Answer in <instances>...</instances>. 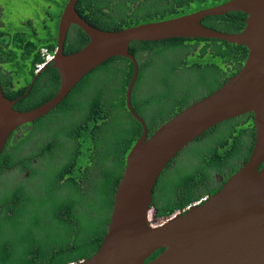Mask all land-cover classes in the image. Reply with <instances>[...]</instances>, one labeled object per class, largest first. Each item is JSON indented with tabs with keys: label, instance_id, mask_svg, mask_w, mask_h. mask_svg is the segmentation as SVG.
Returning <instances> with one entry per match:
<instances>
[{
	"label": "trees",
	"instance_id": "1",
	"mask_svg": "<svg viewBox=\"0 0 264 264\" xmlns=\"http://www.w3.org/2000/svg\"><path fill=\"white\" fill-rule=\"evenodd\" d=\"M145 2H150L146 11L131 10V0H77L74 9L90 26L110 32L137 25L138 18L147 23L154 16L188 4V0ZM63 3L57 4V10ZM55 14L46 12L39 26L42 35L35 25V42L16 40L17 34L0 32V42L3 35L13 37L10 43L14 49L3 50L0 44V89L5 99L16 100L12 106L16 111L44 103L57 89L56 70L39 54L41 49L53 53ZM244 18L241 12H229L205 17L200 24L236 33L242 29ZM38 22L36 19L35 24ZM30 25L25 22L26 29ZM74 28L76 32L65 40L63 54L75 52L87 42L86 36ZM29 48L30 53L35 49L34 53L30 54ZM128 53L138 68L130 104L149 136L160 124L235 74L247 52L243 46L218 40L172 38L132 42ZM156 63V67L163 64L156 85L145 90L147 71ZM41 65L46 66L23 95ZM131 72L125 58L106 60L85 75L52 111L35 120L29 129L30 124L21 126L8 137L14 142L8 148L5 144L0 153V164H5L0 167V177L8 170L20 171L22 166L28 172L21 184L0 189V264H76L96 251L124 157L141 134L140 125L124 105ZM42 119L46 122L37 124ZM246 121L240 116L207 130L193 141L198 145L209 142L206 149H195L170 179H164L161 172L151 195L157 218H166L208 193L213 174L226 178L241 165L250 150L244 135ZM19 133L24 136L16 140ZM39 138L46 140L25 154L27 146ZM161 251H155L146 261Z\"/></svg>",
	"mask_w": 264,
	"mask_h": 264
},
{
	"label": "water",
	"instance_id": "2",
	"mask_svg": "<svg viewBox=\"0 0 264 264\" xmlns=\"http://www.w3.org/2000/svg\"><path fill=\"white\" fill-rule=\"evenodd\" d=\"M76 1L66 0L61 10L55 47L47 63L58 77L53 96L30 110L16 111L12 108L16 100L5 99L0 89L1 153L18 127L52 111L94 68L113 57L131 64L124 105L140 125L141 134L124 157L100 244L76 264H264V0H227L212 8L110 32L82 20L74 9ZM229 12L245 14L239 32H219L200 24L205 17ZM70 25L77 27L87 42L77 51L63 54ZM172 38L218 40L243 46L247 53L235 74L147 136L144 122L130 104L138 68L128 45ZM45 66L37 68L23 95ZM246 113L252 114L254 128L247 159L212 195L157 222L149 221L148 213H155L152 189L176 155L207 130ZM159 249L162 251L156 257L146 261Z\"/></svg>",
	"mask_w": 264,
	"mask_h": 264
},
{
	"label": "rangeland",
	"instance_id": "3",
	"mask_svg": "<svg viewBox=\"0 0 264 264\" xmlns=\"http://www.w3.org/2000/svg\"><path fill=\"white\" fill-rule=\"evenodd\" d=\"M66 0H0V7L3 8V20L7 24V28L10 29H15L16 26L19 24V19L21 18H31L33 17L34 19H37L39 21L36 26H37V33L38 35H42L41 28H39L40 23L44 20L45 16L43 12H49V13H54L59 10H57V4L61 2H65ZM227 0H188V4L184 5L181 9L178 8L175 11H170L166 12L163 15H157L152 18H150L149 22H155L159 21V19L164 20V19H169V18H174L178 17L181 15H186L190 14L193 12H197L200 10L212 8L216 5H219ZM132 6L130 7L131 10L135 11L136 9L146 11L148 10L150 6V2L146 3L145 0H131ZM161 10H165L164 8H160ZM2 17V15H1ZM138 23H144L141 18L137 19ZM49 29L52 30L53 26L48 25ZM50 56L52 54H49ZM42 57V56H41ZM51 59V58H50ZM161 61H159L160 63ZM159 63L155 64V67L153 66L147 71L146 74V81H145V90L152 89L156 85V76L160 73L163 64L160 67H156ZM42 66V65H41ZM102 78V77H101ZM46 122V119H42L38 121L37 124H43ZM28 125V124H26ZM32 124L29 125L32 126ZM25 126V125H24ZM15 134V131L13 132V135ZM17 135V134H16ZM15 135V136H16ZM19 138L23 136L22 133L18 134ZM217 136L213 137L212 139H215ZM18 138V137H17ZM46 138H39L30 145L27 146L25 149V154H29L32 151L40 145V142L45 141ZM12 142V141H10ZM7 143L6 147H11L12 143ZM209 142L204 143L203 145H198L196 143H190L185 149H183L179 154L176 155V157L168 164V166L163 170L162 177L166 180L170 179L174 172H176L178 169L182 168L181 166L186 164L187 157L192 155L198 147L201 149H206L208 147ZM24 145L21 146V148ZM24 155V154H21ZM82 161V158H81ZM32 163H34L32 161ZM44 166L43 164H41ZM33 166H36V163L33 164ZM27 172L25 168L20 169V171L16 170H8L7 172L3 173L0 177V189L1 188H12L17 186L18 184H21L23 180L27 177ZM38 181V180H37ZM148 213V219L149 215ZM157 224V223H155Z\"/></svg>",
	"mask_w": 264,
	"mask_h": 264
},
{
	"label": "flooded vegetation",
	"instance_id": "4",
	"mask_svg": "<svg viewBox=\"0 0 264 264\" xmlns=\"http://www.w3.org/2000/svg\"><path fill=\"white\" fill-rule=\"evenodd\" d=\"M66 2V1H65ZM65 2L61 5V7H60V9L57 11V13L55 14L56 15V24L54 25V40H55V36H56V27H57V22H58V18H59V16H60V13H61V10H62V8H63V6H64V4H65ZM44 13V16L46 17V13L45 12H43ZM1 15H2V17H1ZM35 20L36 19H34L33 17H31V18H21V19H19V24L16 26V28L15 29H12V31H11V29L9 30V28H7L8 26H7V24L4 22V20H3V8L2 7H0V32H3L4 31V33H7V32H9V33H11V34H17L18 36H17V38H16V40H21V41H29V42H35L36 41V38H35ZM25 22H30V26H29V28L28 29H26L25 28ZM7 26V27H6ZM73 27V28H72ZM73 29L75 30V28H74V26L73 25H70L69 27H68V30H67V32H66V36H65V40H66V38L67 37H71V35H73V33H75V32H73ZM19 33H21V34H19ZM3 37H4V39L0 42V44H2V46H3V50H7V49H9V48H11V49H14V47H12V45H11V41H12V38L11 37H9V36H7V35H3ZM65 40H64V43H65ZM64 45V44H63ZM17 49V48H16ZM19 50V49H18ZM34 51H35V49H32V52L30 53V48L28 49V52L30 53V54H32V53H34ZM238 117H240V116H238ZM241 117H246L247 118V121L243 124V127L245 128V130H244V135H246V137H247V145L248 146H250V150H251V148H252V145H253V143H254V128H253V126H252V114L251 113H246V114H243V115H241ZM234 118H237V117H234ZM33 123V122H32ZM32 123H29V124H32ZM28 124V125H29ZM22 126H24V125H22ZM25 126H27L26 124H25ZM21 127V126H20ZM20 127H18V128H20ZM17 128V129H18ZM16 129V130H17ZM26 129H29V127H27ZM23 136H24V134H23ZM22 136V137H23ZM18 137V138H17ZM21 138V137H20ZM19 138V136L17 135V136H15V139L16 140H19L20 139ZM15 140V141H16ZM7 142L9 143L10 142V140H7L6 141V143L5 144H7ZM13 142H14V140H13ZM5 148V147H4ZM250 150H249V152H250ZM249 152H248V154H247V157H248V155H249ZM247 157H246V159H247ZM245 159V160H246ZM244 160V161H245ZM243 161V162H244ZM242 162V163H243ZM241 163V164H242ZM4 163L2 162L1 164H0V167H4ZM261 166V165H260ZM21 168H23V166L21 167ZM12 170H14V169H12ZM236 171V170H235ZM232 174V173H231ZM230 174V175H231ZM230 175H228L226 178H223V177H221V176H219V175H217V174H213V176H212V179L210 180V182H209V185H208V193H206V194H204V196H202V197H200L198 200H196V201H194V202H197V201H200L201 199H204V198H206L207 196H209V195H212L213 193H215L220 187H221V185L224 183V181L230 176ZM213 188H215V190H212ZM212 190V192H210ZM193 203V202H192ZM151 209H152V211H154L155 213H156V210L154 209V207H153V205L151 204ZM177 211H179V210H177ZM155 213L154 214H152L151 213V215L149 216V221H151V222H157L160 218H157L156 217V215H155Z\"/></svg>",
	"mask_w": 264,
	"mask_h": 264
},
{
	"label": "built area",
	"instance_id": "5",
	"mask_svg": "<svg viewBox=\"0 0 264 264\" xmlns=\"http://www.w3.org/2000/svg\"><path fill=\"white\" fill-rule=\"evenodd\" d=\"M39 54L43 57L44 61L47 63L52 55L50 56L49 53L45 49H41Z\"/></svg>",
	"mask_w": 264,
	"mask_h": 264
},
{
	"label": "bare ground",
	"instance_id": "6",
	"mask_svg": "<svg viewBox=\"0 0 264 264\" xmlns=\"http://www.w3.org/2000/svg\"><path fill=\"white\" fill-rule=\"evenodd\" d=\"M192 143V142H191ZM205 199V198H204ZM201 200H203V199H201ZM197 202H199V201H197ZM197 202H194V203H197ZM149 220V219H148ZM152 225H156V224H152Z\"/></svg>",
	"mask_w": 264,
	"mask_h": 264
}]
</instances>
